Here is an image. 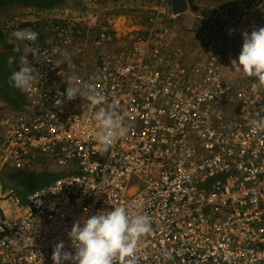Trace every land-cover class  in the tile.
Returning a JSON list of instances; mask_svg holds the SVG:
<instances>
[{
    "label": "built area",
    "instance_id": "built-area-1",
    "mask_svg": "<svg viewBox=\"0 0 264 264\" xmlns=\"http://www.w3.org/2000/svg\"><path fill=\"white\" fill-rule=\"evenodd\" d=\"M137 3L157 11L146 32L118 34L97 15L76 29L58 18L42 29L15 26L38 33L34 45L18 42L22 54L39 49L28 55L38 90H20L26 105L0 123V171L51 160L65 174L25 196L0 180V264H53L57 243L74 253V222L134 201L142 207L130 214L148 216L152 227L138 264H264V129L250 126L264 93L253 79L232 78L236 57L225 51L186 63L156 24L174 17L171 0ZM81 38L92 58L60 64ZM74 74L102 92V105L77 97L55 107ZM99 107L129 128L107 147L93 137Z\"/></svg>",
    "mask_w": 264,
    "mask_h": 264
},
{
    "label": "rangeland",
    "instance_id": "rangeland-1",
    "mask_svg": "<svg viewBox=\"0 0 264 264\" xmlns=\"http://www.w3.org/2000/svg\"><path fill=\"white\" fill-rule=\"evenodd\" d=\"M137 2L63 0L51 8L25 7L23 2L15 4L0 12V27L7 35L4 41H0V56L14 52L6 46L19 42L12 36L16 25L28 24L42 29L46 25V20L52 19L56 22V18L58 22L65 20L72 29H76L82 24L79 22L86 21L89 15L91 18L97 15L99 22L106 24L118 34L134 29L146 32L153 25L152 20L157 11ZM187 5L188 10L178 17L169 16V19L156 23L161 24L163 30L171 37L174 48L181 50L186 63H193L196 61L195 58H204L208 53L220 50L225 51L227 56L237 58L243 43L242 33L250 34L253 30L264 27V0H187ZM169 12V15H172L170 10ZM79 42L73 52L69 51L72 53L70 56L73 65L87 64V60L95 53L86 38H81ZM2 63L4 66L8 65L7 60H3ZM64 65L70 69L67 62ZM3 77L0 73V123L6 116L19 111L11 109L2 98L8 94V98L16 99L15 89L23 97L21 91L13 87L9 80L4 84L5 87L2 86ZM232 78L239 81L246 76L235 68L232 71ZM64 174V169L48 160L46 163L41 162L31 171L1 170L0 180L7 186H12L21 195H27L33 189L46 185Z\"/></svg>",
    "mask_w": 264,
    "mask_h": 264
},
{
    "label": "clouds",
    "instance_id": "clouds-1",
    "mask_svg": "<svg viewBox=\"0 0 264 264\" xmlns=\"http://www.w3.org/2000/svg\"><path fill=\"white\" fill-rule=\"evenodd\" d=\"M12 36L16 41H27L34 45L38 33L31 29H18ZM242 40L241 51L231 63L246 77L254 78L257 92L264 93V27L253 30L250 34L242 33ZM14 52H20L19 46ZM29 54L38 57V47H30L27 54L19 57L20 66L9 77L13 87L23 92L38 90L35 85L39 72L28 59ZM62 57L60 64L67 62L70 68H74L67 51L62 53ZM7 63L12 66L16 63V57L10 56ZM77 79L75 74L72 75L67 81L65 92L57 90L54 99L56 108H61L65 100H74L77 97L83 98L94 109L104 103L105 96L94 84H79ZM261 112H264V108L257 110L258 119L250 121L251 127L264 129V116H261ZM90 118L95 121L93 137L104 147L129 131L123 118L105 107L94 110ZM133 207L140 208L142 205L134 201L131 205L116 206L110 211L98 212L83 219L82 222H74L67 233L74 253L65 251L62 241L57 243L51 256L53 264H64L65 261L69 264H138V244L142 237L152 232V227L148 216L130 214Z\"/></svg>",
    "mask_w": 264,
    "mask_h": 264
},
{
    "label": "trees",
    "instance_id": "trees-1",
    "mask_svg": "<svg viewBox=\"0 0 264 264\" xmlns=\"http://www.w3.org/2000/svg\"><path fill=\"white\" fill-rule=\"evenodd\" d=\"M63 0H0V12L4 9L10 8L11 6H14L15 4H19L23 2L25 7H37V8H51L58 2H61ZM6 31L1 29L0 27V41H4L6 37ZM19 46L18 44H9L6 46V48H10L14 51V49ZM20 52H12L10 54H6L5 56H0V73L4 76L1 78L2 80V86L7 83L9 80V77L11 76L12 72L14 70H18V65H19V57L22 55V47L19 46ZM15 56L16 57V63L13 64L12 66H4L2 61L3 60H8L10 56ZM2 69V70H1ZM4 72V73H3ZM5 74V75H4ZM5 87V86H4ZM3 87V88H4ZM4 92V89H2ZM1 91V90H0ZM16 93V99H10L8 98V94L5 95V98H2V100L6 101L7 105H10V108L13 110H22L24 106L26 105V102L24 98L21 96V94L18 93V91L15 89L14 91ZM5 185V184H4ZM7 186V185H5ZM12 187V186H10ZM18 194H20L17 191Z\"/></svg>",
    "mask_w": 264,
    "mask_h": 264
},
{
    "label": "water",
    "instance_id": "water-1",
    "mask_svg": "<svg viewBox=\"0 0 264 264\" xmlns=\"http://www.w3.org/2000/svg\"><path fill=\"white\" fill-rule=\"evenodd\" d=\"M171 5H172V14L174 17L188 10V7L185 4V0H171Z\"/></svg>",
    "mask_w": 264,
    "mask_h": 264
},
{
    "label": "crops",
    "instance_id": "crops-1",
    "mask_svg": "<svg viewBox=\"0 0 264 264\" xmlns=\"http://www.w3.org/2000/svg\"><path fill=\"white\" fill-rule=\"evenodd\" d=\"M185 4H186V6L188 7V5H187V0H185ZM182 13H184V12H182ZM182 13H181V14H182ZM181 14H180V15H181ZM178 16H179V15H178ZM178 16H176V17H178ZM41 162H43V160H41L40 163H41ZM46 162H47V161H46ZM46 162H45V163H46ZM7 171H8V170H7ZM55 179H56V178H55ZM53 180H54V179H53ZM53 180H52V181H53ZM50 182H51V181H50ZM50 182H48V183H50ZM48 183H46V185H47ZM9 186H10V185H9ZM43 186H44V185H43ZM41 187H42V186H41ZM33 190H35V189H33ZM33 190H32V191H33ZM20 195H21V194H20ZM21 196H25V195H21Z\"/></svg>",
    "mask_w": 264,
    "mask_h": 264
},
{
    "label": "bare ground",
    "instance_id": "bare-ground-1",
    "mask_svg": "<svg viewBox=\"0 0 264 264\" xmlns=\"http://www.w3.org/2000/svg\"><path fill=\"white\" fill-rule=\"evenodd\" d=\"M116 28V27H115Z\"/></svg>",
    "mask_w": 264,
    "mask_h": 264
}]
</instances>
